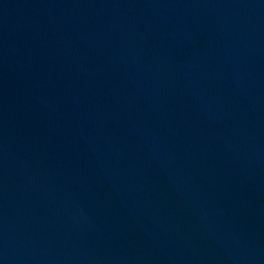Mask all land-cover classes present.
Here are the masks:
<instances>
[{
	"label": "water",
	"instance_id": "95a60500",
	"mask_svg": "<svg viewBox=\"0 0 264 264\" xmlns=\"http://www.w3.org/2000/svg\"><path fill=\"white\" fill-rule=\"evenodd\" d=\"M0 264H264V0H0Z\"/></svg>",
	"mask_w": 264,
	"mask_h": 264
}]
</instances>
